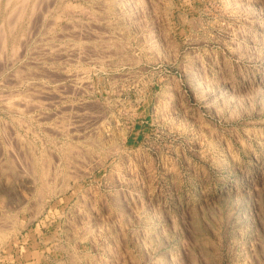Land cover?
I'll return each instance as SVG.
<instances>
[{"label":"rangeland","instance_id":"374dc122","mask_svg":"<svg viewBox=\"0 0 264 264\" xmlns=\"http://www.w3.org/2000/svg\"><path fill=\"white\" fill-rule=\"evenodd\" d=\"M0 28V264H264V0H0Z\"/></svg>","mask_w":264,"mask_h":264},{"label":"bare ground","instance_id":"6f19581e","mask_svg":"<svg viewBox=\"0 0 264 264\" xmlns=\"http://www.w3.org/2000/svg\"><path fill=\"white\" fill-rule=\"evenodd\" d=\"M22 1V0H21ZM6 2H8V1H6ZM10 2V1H9ZM17 2V1H16ZM26 2V1H25ZM42 2V1H41ZM6 6H7V3H6ZM40 8V7H39ZM38 8V9H39ZM22 9H24V8H22ZM16 10V9H15ZM35 10V9H34ZM14 13V12H13ZM32 13V12H31ZM20 14V13H19ZM15 16V15H14ZM21 16V15H20ZM22 17V16H21ZM21 19V18H20ZM32 21V20H31ZM12 23H13V21H12ZM9 25H11V24H9ZM2 27V26H1ZM11 27V26H10ZM1 29V28H0ZM27 30V29H26ZM3 31V30H2ZM2 36V35H1ZM4 37V36H3ZM2 41V40H1ZM3 43H5V42H3ZM2 43V44H3ZM4 45V44H3ZM1 47V46H0ZM18 51V50H17Z\"/></svg>","mask_w":264,"mask_h":264}]
</instances>
